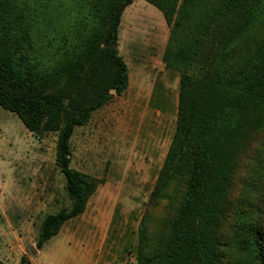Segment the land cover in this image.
Masks as SVG:
<instances>
[{
  "label": "trees",
  "instance_id": "1",
  "mask_svg": "<svg viewBox=\"0 0 264 264\" xmlns=\"http://www.w3.org/2000/svg\"><path fill=\"white\" fill-rule=\"evenodd\" d=\"M147 1L170 24L164 61L181 73L176 131L151 203L169 196L164 184L182 178L184 191L167 233L154 231L160 249L139 264H264V52L250 37L255 59L236 51V39L263 17L264 0L226 1L236 18L256 3L259 19L242 28L233 19L240 32L218 54L219 28L202 19L199 0ZM132 2L0 0V106L38 135L58 132L56 160L74 198L70 211L45 219L39 247L85 210L95 188L70 166L69 142L113 90L129 86L113 45Z\"/></svg>",
  "mask_w": 264,
  "mask_h": 264
},
{
  "label": "rangeland",
  "instance_id": "2",
  "mask_svg": "<svg viewBox=\"0 0 264 264\" xmlns=\"http://www.w3.org/2000/svg\"><path fill=\"white\" fill-rule=\"evenodd\" d=\"M226 1L198 2L205 23L219 28L217 54L251 18L259 19L256 3H246V10L236 18ZM262 16L252 31L236 39V51L242 52L243 60L255 59L249 37L264 52V12ZM170 30L161 9L147 0H133L124 9L117 49L129 67V86L121 94L112 91L113 96L86 123L74 127L69 142L70 166L92 176L95 188L85 210L65 221L42 247L38 242L45 219L70 211L74 204L56 160L59 134L38 135L16 112L0 106L2 261L139 264L143 254L160 249V237L154 231L167 233L184 191L182 178L164 184L169 196L151 203L178 117L181 73L164 61Z\"/></svg>",
  "mask_w": 264,
  "mask_h": 264
},
{
  "label": "water",
  "instance_id": "3",
  "mask_svg": "<svg viewBox=\"0 0 264 264\" xmlns=\"http://www.w3.org/2000/svg\"><path fill=\"white\" fill-rule=\"evenodd\" d=\"M113 47H114V48H117V47H118V45H117V44H114V45H113ZM113 91H115V90H113Z\"/></svg>",
  "mask_w": 264,
  "mask_h": 264
}]
</instances>
